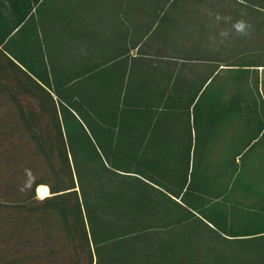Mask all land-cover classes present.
<instances>
[{"label":"trees","instance_id":"1","mask_svg":"<svg viewBox=\"0 0 264 264\" xmlns=\"http://www.w3.org/2000/svg\"><path fill=\"white\" fill-rule=\"evenodd\" d=\"M41 1L0 0V105L23 136L0 147V264H264V206L255 224H230L215 212L218 167L196 160L203 88L167 107L185 118L182 144L156 146L154 96L132 82L77 98L44 57L6 54ZM198 221L210 244L194 236Z\"/></svg>","mask_w":264,"mask_h":264},{"label":"crops","instance_id":"2","mask_svg":"<svg viewBox=\"0 0 264 264\" xmlns=\"http://www.w3.org/2000/svg\"><path fill=\"white\" fill-rule=\"evenodd\" d=\"M135 3L131 0H42L23 26L7 38L10 51L6 54L44 57L60 82L76 81L77 98L123 95L132 83L137 94L153 95L160 113L155 117L153 144L156 146L182 144L180 136L184 135L181 128L185 127V118L168 111L167 107L187 104L189 96L199 87L204 92L199 111V123L204 128L210 125L211 118L225 124L228 116L234 115L252 121L253 135L264 129V0L178 3L176 17H173L175 12L171 17H161L156 39H201L204 45L201 49L195 48L197 66L180 70L176 75L173 67L162 69L165 73H160L158 78L156 74L154 85L141 83L135 75L128 76L132 64L119 58L110 72L121 68L124 74L120 80L115 76L111 79L99 76L104 70L100 67L108 64L105 56H124L131 34L134 33L135 39H142L147 33V24L137 20L146 16L142 11L144 6L140 1ZM152 9L153 19L159 17L161 7ZM241 25L243 29L239 30ZM137 67L133 64L136 72ZM225 71L228 73L224 76ZM193 107L194 104L192 110ZM246 128L242 135L249 130ZM126 129L131 130L132 125L127 124ZM139 129L146 128L139 125Z\"/></svg>","mask_w":264,"mask_h":264},{"label":"rangeland","instance_id":"3","mask_svg":"<svg viewBox=\"0 0 264 264\" xmlns=\"http://www.w3.org/2000/svg\"><path fill=\"white\" fill-rule=\"evenodd\" d=\"M131 1L134 3L136 1L142 2L144 6L142 11L146 16L137 20H143L147 24V33L142 39H135L134 33H132L129 49L124 56H105L104 61L108 64L100 67L104 70L99 73V76H107L110 79L115 76L118 78L117 80H120L124 74L121 68L117 72H110L114 63H118L119 59L121 62L122 60L123 62H131L132 68L128 76L131 74L134 77L135 75V79L140 78L141 83L145 84L146 82L149 85H151L150 83L154 85L156 74L158 78L160 73H165V71L162 72V69L173 67L174 75H176L180 70L197 66V59L194 54L196 53L195 48L201 49L204 45L201 39L192 41L156 39V29L160 28L161 17H171V13L177 9L175 6L184 0ZM154 6L161 7V14L153 19L151 10L153 11L152 7ZM173 17H176V12ZM156 45L158 48L155 47ZM133 64L138 66V73L134 70ZM227 73L225 71L222 75L225 76ZM173 77L175 78V76ZM218 121L216 118H211L210 125L206 128L198 124L197 140H194L195 143L197 141L198 146L196 160L199 161L200 159L201 161L203 158H207L206 163L218 167V170L212 171L214 181L211 192L219 196V201L215 202L218 206V210L215 212L220 211L228 214L231 219L230 224L237 228L253 222L255 224L256 216L264 206V129L257 135H253L255 130L251 127L252 121L241 120L234 115H229L225 124ZM247 126L249 130L242 135V131L247 130ZM21 138H23L22 132L11 118V112L6 108L2 109L0 105V147L16 145L18 141H21ZM237 154L240 156L237 157ZM220 190L222 191L216 194ZM210 212L214 214L213 211L210 210ZM195 224L194 236L196 234L203 245L205 243L210 244L212 237L207 232L204 223L198 221Z\"/></svg>","mask_w":264,"mask_h":264},{"label":"bare ground","instance_id":"4","mask_svg":"<svg viewBox=\"0 0 264 264\" xmlns=\"http://www.w3.org/2000/svg\"><path fill=\"white\" fill-rule=\"evenodd\" d=\"M37 194L40 198H45L50 195L49 188L47 186H41L37 189Z\"/></svg>","mask_w":264,"mask_h":264},{"label":"clouds","instance_id":"5","mask_svg":"<svg viewBox=\"0 0 264 264\" xmlns=\"http://www.w3.org/2000/svg\"><path fill=\"white\" fill-rule=\"evenodd\" d=\"M243 29V25L240 26V29L239 30H242Z\"/></svg>","mask_w":264,"mask_h":264}]
</instances>
